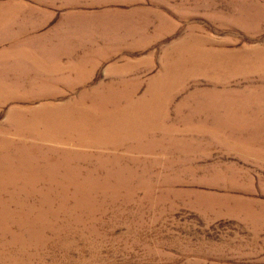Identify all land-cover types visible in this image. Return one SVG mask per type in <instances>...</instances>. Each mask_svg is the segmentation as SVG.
I'll list each match as a JSON object with an SVG mask.
<instances>
[{"label":"rangeland","instance_id":"374dc122","mask_svg":"<svg viewBox=\"0 0 264 264\" xmlns=\"http://www.w3.org/2000/svg\"><path fill=\"white\" fill-rule=\"evenodd\" d=\"M0 264H264V0H0Z\"/></svg>","mask_w":264,"mask_h":264},{"label":"bare ground","instance_id":"6f19581e","mask_svg":"<svg viewBox=\"0 0 264 264\" xmlns=\"http://www.w3.org/2000/svg\"><path fill=\"white\" fill-rule=\"evenodd\" d=\"M148 101H149V102H148ZM148 101H145L143 104L150 103L151 105H157V104H156V101H155V99H154L153 96H151V97L148 99ZM56 112H57V111H56ZM13 116H14L15 119H18V120H19V122L22 124V126H23L24 128L30 127L29 125H26V124L22 121V118L25 117V116L20 115V114H17L16 116H15V114H13ZM133 120H135V118H134ZM111 121H112V119H111V120H107L106 122L102 123V126H101V124H99V125H97V126L95 127V129H96L97 131H100V129H102V131H100V132L109 133V134H99L98 137H104V138H106V137L116 138V137H115L114 135H112V134H116V135H119V136H122V137H126V138H124V139H127L129 136L131 137V134L127 133V132L124 130V128H122L123 126H122V123H121L120 119H116V123H115V127H118V126H119L118 129L121 130V133H120V134H119L118 132H115V130H104L105 127H112V125H113L112 123H113V122L111 123ZM104 125H106V126L104 127ZM100 127H104V128H100ZM79 133H80V134H85L83 131L79 130V132L76 133V135H78ZM72 137H74V136H72ZM116 139H117V138H116ZM8 144H10V143H8ZM7 155H8L9 158L13 159V157H12L9 153H7ZM20 157H21L22 161H23V160H27L25 157H23V156H21V155H20ZM28 159H29V158H28Z\"/></svg>","mask_w":264,"mask_h":264}]
</instances>
